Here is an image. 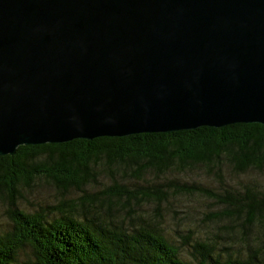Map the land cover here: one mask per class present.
Here are the masks:
<instances>
[{"label":"water","instance_id":"obj_1","mask_svg":"<svg viewBox=\"0 0 264 264\" xmlns=\"http://www.w3.org/2000/svg\"><path fill=\"white\" fill-rule=\"evenodd\" d=\"M264 124V0H0V156Z\"/></svg>","mask_w":264,"mask_h":264},{"label":"trees","instance_id":"obj_2","mask_svg":"<svg viewBox=\"0 0 264 264\" xmlns=\"http://www.w3.org/2000/svg\"><path fill=\"white\" fill-rule=\"evenodd\" d=\"M199 169L225 187L180 178ZM241 177L249 182L239 192L230 182ZM42 183L55 203L20 208ZM195 195L225 205L206 220L228 219L246 256L229 246L220 254L223 236L194 244L191 230L181 244L169 236L164 204ZM0 203L9 224L0 232V264H264V239L250 241L264 236V124L24 145L0 156Z\"/></svg>","mask_w":264,"mask_h":264},{"label":"rangeland","instance_id":"obj_3","mask_svg":"<svg viewBox=\"0 0 264 264\" xmlns=\"http://www.w3.org/2000/svg\"><path fill=\"white\" fill-rule=\"evenodd\" d=\"M180 178L185 179L189 182L193 181H199L201 183L207 184L209 186L205 187H211L214 189L220 188L222 186H219V182L212 181L207 178L206 172L203 169L195 170V172L192 173V175H189V173H186L184 176H180ZM101 182H105L103 178L100 179ZM101 182L96 185L93 188H96L97 186H102ZM249 182V178L247 177H241L236 182H230L234 184V188L237 189V191L240 192L241 186L244 185V183ZM212 185V186H210ZM223 186L222 188H224ZM234 189V190H235ZM191 198H188L187 196L184 197H177L173 199L169 203H165L163 206L164 214H165V226L168 229V233L170 234L171 238L177 240L179 244L183 242V235L188 234L191 231H193V239L192 243L194 244L196 241H199V238L210 235H218L223 236L221 237V240L224 239L221 242L220 247L218 248V252L222 254L223 256H227L225 253H228L230 250H226V248L229 247H235L240 248L243 253H245V256L248 254V249L245 247H242L239 243V236L237 232L235 231L232 233V231L229 230V228H232L231 222L224 218H218L217 221L212 220V222L207 221V215L213 214L218 211H221L225 209V205L220 204L216 202L214 199L209 198L204 195H195V196H189ZM55 203L53 198V191L49 189L47 183L39 184L38 186H35L32 190H28L27 193H25L24 197L18 202V205L20 208L28 211V212H35L36 210L40 209H47V206L50 204L53 205ZM0 232L4 226H8V218L5 215V208L0 203ZM149 206V207H147ZM155 206V205H151ZM150 205H146L149 210L151 209ZM46 211V210H45ZM47 212V211H46ZM55 213L54 211H51ZM48 213V212H47ZM46 213V214H47ZM234 230V229H233ZM239 231V230H238ZM227 236H232L231 238L234 240L231 241L227 239ZM263 235H253L250 237V241L252 243H257V237L259 239H264L261 237ZM220 239V238H219ZM218 239V240H219ZM222 247H225V249L222 250ZM192 248L187 247L185 249V259L190 260L192 259Z\"/></svg>","mask_w":264,"mask_h":264}]
</instances>
